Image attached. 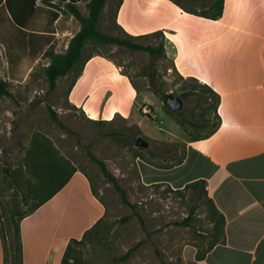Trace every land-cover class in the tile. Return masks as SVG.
Segmentation results:
<instances>
[{
    "label": "crops",
    "instance_id": "obj_1",
    "mask_svg": "<svg viewBox=\"0 0 264 264\" xmlns=\"http://www.w3.org/2000/svg\"><path fill=\"white\" fill-rule=\"evenodd\" d=\"M45 1L37 4L55 2ZM5 3L0 0V47L7 50V42L14 53L25 54L24 60L37 61L54 44L59 19L54 32L26 31L12 22ZM115 20L135 37L161 32L166 58L177 73L220 96L219 129L187 141L182 164L161 169L137 161L145 186L163 183L177 190L205 180L209 197L225 216V243L203 260H197L195 246L186 245L183 263L264 264V0H224L218 19L190 13L174 0H123ZM140 92L112 60L94 56L70 87L68 101L92 121L112 122L135 116ZM106 213L91 180L78 170L60 192L22 220L24 264H62L70 241L81 240Z\"/></svg>",
    "mask_w": 264,
    "mask_h": 264
},
{
    "label": "rangeland",
    "instance_id": "obj_2",
    "mask_svg": "<svg viewBox=\"0 0 264 264\" xmlns=\"http://www.w3.org/2000/svg\"><path fill=\"white\" fill-rule=\"evenodd\" d=\"M88 1L77 6L84 16L89 13ZM119 1L107 0L101 14L98 28L105 34L124 36L115 23ZM179 1L186 10L204 12L210 11L218 0ZM48 4L61 14L54 44L38 55L37 61L24 60L25 54L14 53L7 42V50L0 47V76L10 81L11 91V96L0 99V213L14 207L20 212L29 210L59 183L60 180L46 179L48 175L40 166L48 156L68 163L61 178L72 169L83 172L107 208L99 226L81 245L74 246L70 264H184V246L205 247L210 241L213 224L208 203L191 192L182 196L166 187L144 186L137 161L166 149L172 151L170 156L183 155L187 141L202 138L212 130L217 113L204 101L198 102L200 86L179 75L166 57L93 41L87 43L76 67L58 79L54 91H49L45 69L51 63V55L65 53L81 25L65 2ZM141 42L157 47L162 38L155 36ZM94 56L112 60L139 86L142 102L134 117L92 121L69 103L70 87L86 60ZM152 65L156 71L153 85L146 76ZM192 89L194 94L184 100L180 111L174 112L165 104L167 96L181 98ZM48 107L64 127L52 119ZM142 108L151 110L152 115H145ZM188 122L207 123L208 128H193ZM139 138L145 146H137ZM88 152L106 163L126 190L131 206L122 202L119 192L90 160ZM36 188L40 192L32 197L30 193ZM186 219L190 226L181 224Z\"/></svg>",
    "mask_w": 264,
    "mask_h": 264
},
{
    "label": "trees",
    "instance_id": "obj_3",
    "mask_svg": "<svg viewBox=\"0 0 264 264\" xmlns=\"http://www.w3.org/2000/svg\"><path fill=\"white\" fill-rule=\"evenodd\" d=\"M37 1L39 0H6L5 7L8 10V13L11 16L12 22L19 28L26 31L41 32V33H50L54 32V25L59 19L61 11L51 5H38ZM60 1L65 2L69 13L80 23V30L73 36L69 46L65 53L63 54H52L51 63L45 69L46 80L48 82V90L54 91L57 88V81L59 78L68 75L76 65L81 61L84 49L89 41L97 42L105 45H116L119 47H124L132 51L147 52L150 56H162L166 57L165 45H164V35L161 32H156L150 35L144 36H132L126 33L120 26L121 32L124 33V36H113L103 33L99 28L98 24L101 20V14L106 6L107 0H89L87 3L88 16H84L79 10L78 3L85 0H46L45 2ZM123 0L119 1L117 9L121 5ZM176 4L183 7L181 1H174ZM224 10V0H218L215 2L210 11L198 12V11H189L190 13L201 15L210 19H218L222 16ZM117 12V11H116ZM116 23V20H115ZM159 36L162 38V42L157 47L152 45H145L141 42L142 39ZM91 58V57H90ZM155 69L152 65L149 67L147 75L149 77L150 83L153 85L155 83ZM186 80H191L198 84L202 89V93L198 96V102L201 103L204 101L205 105L215 110L217 113V122L213 124L212 130L203 138H207L213 135L221 125V119L218 113L220 106V96L208 85L201 84L195 78H189ZM195 92L194 89L184 92L181 98L188 100L189 96L193 95ZM11 96L9 89V82L5 81L0 77V99L3 97ZM52 119L60 124L57 115L52 110L51 107H48ZM182 116V115H180ZM188 124L193 128L207 129V123H191ZM171 150H164L160 154H151V157H142L141 159L146 160L151 165L161 168V169H170L175 166L182 164L186 158V149L184 154L181 156L175 155L170 156ZM90 160L97 164L103 176L107 179L108 182L112 183L114 188L119 192L122 202L126 205L131 206L126 190L119 184L117 177L109 170L106 163L101 159L94 156L91 152H88ZM177 156V157H176ZM42 170L45 171V174L48 175L46 179H49L51 182L59 181V183L43 198L38 202L34 203L29 210L25 212L18 211L17 207L4 213H0V234L3 243L4 249V264H24L23 259V244H22V235H21V222L24 218L33 214L38 208L43 204L48 202L53 198L58 192H60L70 181L72 176L78 171L72 169L66 173V176L61 178V176L68 166L66 161L54 160L50 157L44 158V161L40 163ZM145 186V185H144ZM147 187V186H146ZM149 187L159 188L166 187L173 192H177L182 196H186V193L191 192L196 195L197 198L205 199L208 203V208L211 212V221L213 224V230L210 233V241L208 244L203 247L201 245H196L198 249L197 260H203L207 254L215 248L217 245L225 243V225L226 219L225 216L218 210L214 201L209 197L207 190V182L205 180H198L186 185L183 189L174 190L168 184H154ZM40 192L39 188H36L31 191V196L35 197ZM96 195V193L94 192ZM102 221V220H101ZM99 221L92 229L87 231L81 240L72 239L68 244L66 249L62 264H70L73 253L75 251V245H81L87 235L95 230L99 224ZM182 225L190 226V220L186 219ZM131 252V251H130ZM129 252V254H130Z\"/></svg>",
    "mask_w": 264,
    "mask_h": 264
},
{
    "label": "water",
    "instance_id": "obj_4",
    "mask_svg": "<svg viewBox=\"0 0 264 264\" xmlns=\"http://www.w3.org/2000/svg\"><path fill=\"white\" fill-rule=\"evenodd\" d=\"M165 104L172 111L178 112V111H180L182 109V107L184 105V101L180 97H175L173 95H169L165 99ZM137 146L143 147V146H145V142L141 138H139L138 141H137Z\"/></svg>",
    "mask_w": 264,
    "mask_h": 264
},
{
    "label": "built area",
    "instance_id": "obj_5",
    "mask_svg": "<svg viewBox=\"0 0 264 264\" xmlns=\"http://www.w3.org/2000/svg\"><path fill=\"white\" fill-rule=\"evenodd\" d=\"M142 112L147 115V116H151L152 115V111L149 110L148 108H142Z\"/></svg>",
    "mask_w": 264,
    "mask_h": 264
}]
</instances>
